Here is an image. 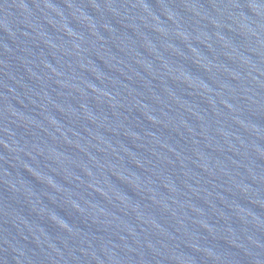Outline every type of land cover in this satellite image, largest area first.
Segmentation results:
<instances>
[{
  "label": "water",
  "instance_id": "obj_1",
  "mask_svg": "<svg viewBox=\"0 0 264 264\" xmlns=\"http://www.w3.org/2000/svg\"><path fill=\"white\" fill-rule=\"evenodd\" d=\"M0 264H264V0H0Z\"/></svg>",
  "mask_w": 264,
  "mask_h": 264
}]
</instances>
